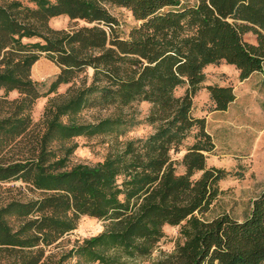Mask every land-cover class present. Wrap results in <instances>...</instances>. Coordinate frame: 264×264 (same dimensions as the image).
<instances>
[{
    "label": "trees",
    "instance_id": "16d2710c",
    "mask_svg": "<svg viewBox=\"0 0 264 264\" xmlns=\"http://www.w3.org/2000/svg\"><path fill=\"white\" fill-rule=\"evenodd\" d=\"M110 8L136 25L122 33ZM60 17L73 27L52 29ZM42 55L59 69L45 91L31 78ZM221 63L240 81L264 72V0H0V184L36 195L0 206V252L16 254L11 264H45L46 249L90 218L106 222L104 231L67 254L85 264L146 259L166 226H181L183 243L153 264H264V192L242 222L201 219L228 173L207 166L215 144L206 119L192 116L193 98L205 89L213 112L228 110L233 87H203L205 69ZM67 85L34 124L35 102ZM10 93L19 98L8 101ZM140 103L149 106L152 134L121 143L94 166L68 167L76 138L120 137L140 125L134 110L123 112ZM111 108L115 116L81 118Z\"/></svg>",
    "mask_w": 264,
    "mask_h": 264
},
{
    "label": "rangeland",
    "instance_id": "374dc122",
    "mask_svg": "<svg viewBox=\"0 0 264 264\" xmlns=\"http://www.w3.org/2000/svg\"><path fill=\"white\" fill-rule=\"evenodd\" d=\"M182 6H194L198 0H179ZM110 13L120 25V31L127 33L134 22L131 14L124 9L110 8ZM54 30H69L73 27L69 19L60 17L52 19L49 23ZM82 25V24H80ZM248 43L253 44L254 38L245 36ZM59 73V69L45 55H42L38 63L31 70L33 81L43 85L45 91L53 78ZM205 82L203 87H233L236 88L238 101L231 106L228 112H213L214 105L210 100L207 90L201 89L193 98L192 116L206 119V131L212 137L215 151L207 155V166L216 167L228 173L225 180L219 183V195L213 202L209 212L201 219L211 221L222 215H228L231 219L242 222L248 217L251 204L262 192H264V72L254 74L248 82L240 84L239 73L234 67L221 63L209 66L205 69ZM86 75L91 77L92 71ZM84 75H81L82 79ZM70 87L61 86L57 94L47 98L38 99L32 109L31 119L38 124L42 118L44 109L52 97L64 94ZM186 87L179 88L175 92L176 97L184 94ZM4 96L0 92V97ZM19 98L18 93H10L7 100ZM136 112V120L140 125L126 129L120 137L104 136L92 139L76 138L74 142L78 148L69 159L68 167L77 164L94 166L101 163L110 151L115 150L121 143L131 139L146 138L154 132V128L145 121L149 106L147 104H134L132 109H123L124 113ZM118 112L111 108L107 110H93L82 113L84 121L92 122L115 116ZM193 144V139H187L181 150L182 153L174 155L173 159L180 161L186 149ZM177 172L183 173V168L177 166ZM198 175L195 177L197 178ZM16 184H0V206L12 199L28 200L36 197L25 190L20 193L15 188ZM107 223L90 218H82L77 230L64 236L60 241L46 249L45 264H85L78 258H68V252L84 240L97 236L104 231ZM181 226L164 227V239L152 255L146 259L127 261L125 264H153L161 257L171 254L177 244L183 243L180 236ZM17 260L16 254L7 251L0 252V264H11Z\"/></svg>",
    "mask_w": 264,
    "mask_h": 264
},
{
    "label": "crops",
    "instance_id": "0c3cea01",
    "mask_svg": "<svg viewBox=\"0 0 264 264\" xmlns=\"http://www.w3.org/2000/svg\"><path fill=\"white\" fill-rule=\"evenodd\" d=\"M256 74H262V73H256ZM252 76H253V75H252ZM252 76H251V77H252ZM251 77H250V78H251ZM250 78H248V79H246V80H244V81H241L240 84L245 85V84L248 82V80H250ZM236 92H237V90H236V88H234V94H235L236 99H235V101L229 106V108H228V110H227L226 112H228V111L230 110L231 106H234L235 103L238 101V94H237ZM214 113H215V112H214Z\"/></svg>",
    "mask_w": 264,
    "mask_h": 264
}]
</instances>
